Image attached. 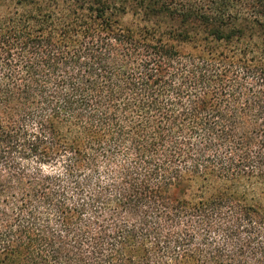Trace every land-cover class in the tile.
Listing matches in <instances>:
<instances>
[{
	"label": "trees",
	"instance_id": "1",
	"mask_svg": "<svg viewBox=\"0 0 264 264\" xmlns=\"http://www.w3.org/2000/svg\"><path fill=\"white\" fill-rule=\"evenodd\" d=\"M0 264H264V0H0Z\"/></svg>",
	"mask_w": 264,
	"mask_h": 264
}]
</instances>
